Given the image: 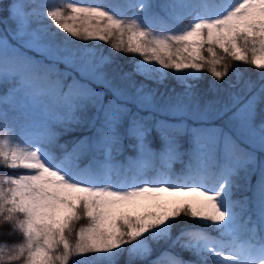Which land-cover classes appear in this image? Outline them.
<instances>
[{
	"label": "snow or ice",
	"instance_id": "obj_1",
	"mask_svg": "<svg viewBox=\"0 0 264 264\" xmlns=\"http://www.w3.org/2000/svg\"><path fill=\"white\" fill-rule=\"evenodd\" d=\"M7 13L0 223L21 239L0 243V264H116L124 253L134 264L152 243L194 259L166 250L150 264H264V0H11ZM89 41L140 59L110 76L112 55ZM230 62L257 69L259 87L246 81L201 107L193 81L204 71L224 80ZM170 75L182 91L150 86ZM84 125L91 135L53 154L57 127Z\"/></svg>",
	"mask_w": 264,
	"mask_h": 264
},
{
	"label": "trees",
	"instance_id": "obj_2",
	"mask_svg": "<svg viewBox=\"0 0 264 264\" xmlns=\"http://www.w3.org/2000/svg\"><path fill=\"white\" fill-rule=\"evenodd\" d=\"M11 2V0H0V17L7 16V6ZM40 3H46V4H52L55 2V0H38ZM166 0H153V3L156 5H160L165 3ZM215 3L221 2V0H213ZM154 11L159 12L160 9L156 8ZM191 18L188 17L184 20V24H187ZM45 24H51L50 21L45 19ZM2 29H8L11 27L10 22L7 24L0 23V28ZM1 30V29H0ZM53 32H58L57 29L54 27L52 28ZM3 32V31H2ZM66 34L64 33H58V41L62 40L65 37ZM68 39H71V37H68ZM75 43H83L82 41H75ZM89 45H99V49L101 50L103 55H109L111 54L113 57V62L106 66V71L108 74L116 75V74H122V72H130L133 69V60H139L140 57H133L131 55H125L124 53H114L111 52L109 44L102 43V42H96V41H89L87 42ZM30 56H34L37 60H40L41 57L37 55L36 53H27ZM45 63H49L48 61H45ZM232 64V68H230L229 74L227 77L224 78V80L216 82L214 81V78L207 72L204 71L201 73L202 79L198 81H193L195 84V94L196 99L199 101L201 107H203L207 102L209 101H219L220 103H224L228 101V97L230 93L237 92L241 88L244 87V84L246 81H250L253 84L256 85L258 88L261 80L259 73L257 69L251 66L243 65V64H236L235 62H230ZM58 68L60 71H70V69H66L63 64L58 65ZM239 68L240 69V76H242V79L239 83H237V77L233 74V69ZM115 70V71H114ZM134 79L137 81V83L141 82L143 80L140 76H135ZM231 84H235V87H231ZM11 84H0V96H3L6 94L8 89L11 87ZM150 86L158 88L159 92L164 93L165 95H168L172 92L173 89H175L177 92L182 91L180 85L177 83L175 79L171 77V75L163 81V83L157 85V84H151ZM97 91H103L102 86L96 85L95 86ZM255 91V89H253ZM260 113L258 110L257 114V122H259L260 119ZM213 123L218 126L222 127L225 132H229L230 129L227 127L226 123L222 120H215ZM56 131L60 132L59 137L57 138L56 144L51 146L50 150L53 152L54 155L57 157H63V155L68 152L70 153L72 151L73 145L76 141L82 139L84 136L91 135L92 133L88 130L87 126H81L78 127L75 131L72 132H63L59 127L56 128ZM60 145H64V148L59 147ZM126 155H134L133 152L128 151ZM258 160L264 161V154L257 153ZM186 157L184 158L186 162ZM89 156L83 155L81 156L80 160L77 161L80 165V167H85L89 163ZM182 165L177 162L175 164V172H179L181 170ZM0 171H8L6 168H0ZM21 171V170H17ZM256 177L255 175L252 177V183L255 184ZM242 195H251V193H236L234 198H240ZM180 221L189 224V225H197L198 221H192L189 220L187 217L181 216ZM83 223V221L81 222ZM178 231V229L173 230V235ZM21 237L19 234H13L10 230V226L8 224H2L0 223V243H11L13 241L19 240ZM128 247V246H125ZM152 252L150 256H147L143 259L139 257H134L133 261L134 264H150L152 260H154L156 257H158L162 252L164 251H171L174 253H177L179 255H182L185 259H194L189 253L186 252H180L179 248H169V245L166 243H152ZM72 259H81V257H73ZM129 260V257L127 253H124L123 255L119 256L116 260V264H127V261ZM71 264V261H70Z\"/></svg>",
	"mask_w": 264,
	"mask_h": 264
},
{
	"label": "rangeland",
	"instance_id": "obj_3",
	"mask_svg": "<svg viewBox=\"0 0 264 264\" xmlns=\"http://www.w3.org/2000/svg\"><path fill=\"white\" fill-rule=\"evenodd\" d=\"M0 29H1L0 30V36L7 35V31L5 29H2V27ZM8 39H9V42L15 44V41L11 40V36L10 35L8 36ZM96 42H98V41H96ZM28 53H34V52H28ZM171 199L172 198H170V197H166V200H171ZM139 211H144V209H140Z\"/></svg>",
	"mask_w": 264,
	"mask_h": 264
}]
</instances>
